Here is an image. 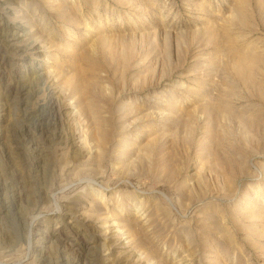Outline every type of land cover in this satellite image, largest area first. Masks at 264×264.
<instances>
[{
	"label": "rangeland",
	"instance_id": "obj_1",
	"mask_svg": "<svg viewBox=\"0 0 264 264\" xmlns=\"http://www.w3.org/2000/svg\"><path fill=\"white\" fill-rule=\"evenodd\" d=\"M0 264H264V0H0Z\"/></svg>",
	"mask_w": 264,
	"mask_h": 264
}]
</instances>
